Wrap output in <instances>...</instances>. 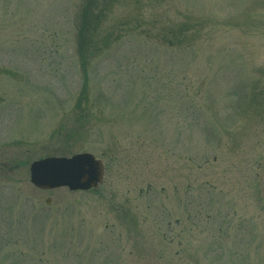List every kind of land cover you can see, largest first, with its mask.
I'll return each mask as SVG.
<instances>
[{
	"label": "rangeland",
	"instance_id": "obj_1",
	"mask_svg": "<svg viewBox=\"0 0 264 264\" xmlns=\"http://www.w3.org/2000/svg\"><path fill=\"white\" fill-rule=\"evenodd\" d=\"M0 264H264V0H0Z\"/></svg>",
	"mask_w": 264,
	"mask_h": 264
},
{
	"label": "water",
	"instance_id": "obj_2",
	"mask_svg": "<svg viewBox=\"0 0 264 264\" xmlns=\"http://www.w3.org/2000/svg\"><path fill=\"white\" fill-rule=\"evenodd\" d=\"M30 170L32 183L44 189L66 186L71 190H89L97 188L104 176L103 162L91 153L36 160Z\"/></svg>",
	"mask_w": 264,
	"mask_h": 264
}]
</instances>
